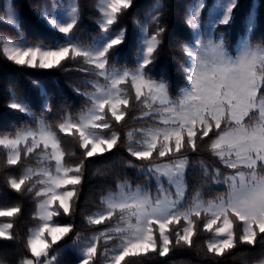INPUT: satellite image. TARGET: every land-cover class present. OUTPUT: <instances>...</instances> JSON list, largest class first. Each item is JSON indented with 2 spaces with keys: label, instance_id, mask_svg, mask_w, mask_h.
<instances>
[{
  "label": "snow or ice",
  "instance_id": "6c2138e0",
  "mask_svg": "<svg viewBox=\"0 0 264 264\" xmlns=\"http://www.w3.org/2000/svg\"><path fill=\"white\" fill-rule=\"evenodd\" d=\"M238 3L216 0L206 24L201 20L206 0H196L189 9L190 34L181 44L186 86L175 97L166 80L151 74L167 31L159 14L137 21L141 38L134 65L118 66L127 30L114 26L134 0H97L100 35L91 44L76 36L78 0H52L51 11L36 12L63 34V42L0 37V55L16 66L67 71L66 62H77L84 65L78 70L95 77L85 81L84 89H74L86 101L79 112L64 108L55 120L48 118L54 109L39 81L33 84L40 89V115L33 111L35 101L11 93L7 107L26 122L0 131V171L10 192L30 197L35 205V226L20 238L15 220L22 205L0 203V241L23 249L15 264H62L54 250L70 235L77 264H97L98 257L104 264H128L127 258L149 253L164 257L171 248L194 247L201 232L211 234L206 253L215 257L244 245L264 247V40L253 43L244 34L233 53L224 33H217L219 26L231 24ZM161 7L157 0L153 11ZM257 19L258 12L250 10L247 33ZM0 23L21 30L23 18L12 0ZM133 108L139 109L133 120L143 123L122 131ZM68 137L80 149L78 162L65 147ZM120 146L140 162L127 163L145 181L118 180L101 195L98 210L84 216L92 232L82 235L61 218L76 214L86 161ZM202 148L222 167L201 160V184L193 188L187 175L194 165L187 153Z\"/></svg>",
  "mask_w": 264,
  "mask_h": 264
},
{
  "label": "trees",
  "instance_id": "16d2710c",
  "mask_svg": "<svg viewBox=\"0 0 264 264\" xmlns=\"http://www.w3.org/2000/svg\"><path fill=\"white\" fill-rule=\"evenodd\" d=\"M196 0H160L162 7L158 13L153 11L157 0H134L133 7L124 14L114 30L126 29V44L121 46V55L118 66L127 64L134 65L137 51L140 46V28L137 21L146 22L150 15L159 14L161 23L167 31L164 35L162 46L158 50L157 58L152 67L151 74L154 78L164 79L169 84L170 94L175 97L179 95L182 88L186 86L184 73L181 64L184 63L185 56L181 50V44L185 42L190 34L185 21L189 9ZM17 13L23 18L21 30L7 24L0 23V37L20 40L27 39L31 42H43L52 44L63 42V34L52 29L44 19L36 16V12L47 8L51 11L52 0H12ZM216 0H206L207 7L204 9V16L210 11ZM8 0H0V15L7 5ZM97 0H78L80 10L79 28L76 32L77 38L85 43L91 44L100 35V30L95 23L99 17L96 9ZM250 10L258 12L257 25L252 33L246 32L247 17ZM155 25H149V31H154ZM217 33H224V39L229 51L234 53L237 43L242 35L249 34V39L253 42L264 40V0H239L238 7L234 10L233 20L228 26H220ZM67 71L63 68L52 70H34L16 66L8 62L0 55V131H14L15 127L26 122V118L7 107L12 91L17 95H22L35 101L33 111L41 114V103L39 98L40 89L33 84V81L40 82V88L47 89L54 111L48 114L49 120H55L60 114V110L67 108L73 114L85 105V97L77 94L75 88L84 89L85 81L95 79L86 72L78 70L84 65L77 62H66ZM89 90L90 86H89ZM139 116V109L133 108L126 116V123L122 131L140 126L143 121H134L133 117ZM65 147L69 152H75L74 162L80 158V149L71 138H66ZM187 156L194 167L187 175L188 184L195 188L201 184L199 162L206 161L208 164L218 162L205 149L199 152L187 153ZM140 163L129 156L126 148L120 146L111 153L103 156L90 158L86 161L84 180L79 188V200L77 202L76 214L72 217H62V222L75 224V231L82 235H91L92 229L86 225L84 216L96 212L99 208L101 195L113 190L118 180L129 179L134 184H143L145 177L138 176L137 170L128 166V161ZM222 167V165H218ZM5 173L0 171V203H20L22 214L15 220V229L18 236L22 238L27 229L35 226L32 220V213L35 209L34 202L28 196H22L10 192L4 183ZM153 191L155 186L153 183ZM215 191V189H214ZM70 235L60 242V247L54 250L59 252V259L62 264H77L76 257L78 249H73ZM211 238V234L201 232L194 238V247H174L170 252L160 257L157 253H149L139 257L127 258L128 264H257L264 259V247L259 243L253 246H240L231 252L220 257L206 253V241ZM22 247L19 243L12 241H0V261L5 264H15L22 254ZM97 264H104L103 258L98 257Z\"/></svg>",
  "mask_w": 264,
  "mask_h": 264
},
{
  "label": "rangeland",
  "instance_id": "374dc122",
  "mask_svg": "<svg viewBox=\"0 0 264 264\" xmlns=\"http://www.w3.org/2000/svg\"><path fill=\"white\" fill-rule=\"evenodd\" d=\"M195 3H196V1H195ZM195 3H194V4H195ZM215 3H216V2H215ZM194 4H193V5H194ZM214 5H215V4H214ZM214 5H213V6H214ZM212 8H213V7H212ZM212 8H211V9H212ZM211 9H210V10H211ZM209 12H210V11H209ZM209 12L207 13L206 16H204V10H203V12H202V16H201V20H202V23H203V24H206V23H207V21H208V19H209ZM219 27H220V26H219ZM219 27H218V28H219ZM217 30H218V29H217ZM248 37H249V34H248Z\"/></svg>",
  "mask_w": 264,
  "mask_h": 264
}]
</instances>
